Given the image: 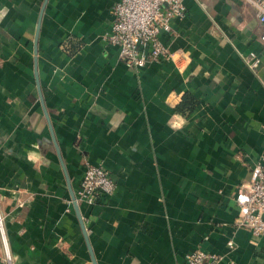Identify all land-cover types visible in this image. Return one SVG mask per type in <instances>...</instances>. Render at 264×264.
<instances>
[{"label":"crops","instance_id":"crops-1","mask_svg":"<svg viewBox=\"0 0 264 264\" xmlns=\"http://www.w3.org/2000/svg\"><path fill=\"white\" fill-rule=\"evenodd\" d=\"M116 1L0 0V211L12 264H180L196 248L220 264H264V233L238 224L236 199L264 166V84L246 61L256 51L264 72L256 8L184 0L186 15L161 33L170 57L138 68L105 39ZM87 160L117 183L80 202L88 240L71 193Z\"/></svg>","mask_w":264,"mask_h":264},{"label":"built area","instance_id":"built-area-1","mask_svg":"<svg viewBox=\"0 0 264 264\" xmlns=\"http://www.w3.org/2000/svg\"><path fill=\"white\" fill-rule=\"evenodd\" d=\"M257 10L263 25L261 39L264 41V0H247ZM184 0H117L113 5L114 19L111 31L105 39L119 47V56L127 66L144 67L150 61H162L171 55L168 46L161 39L163 31L171 29V22L186 15ZM248 66L256 72L264 84L262 59L256 51L246 56ZM116 181L111 171L102 163L86 161L76 199L93 203L101 194H113ZM240 213L238 224L249 228L255 234L264 233V166L257 163L253 168L252 180L241 187L237 196ZM0 237L5 246L7 259L12 264L4 229V217L0 211ZM230 246L233 241L229 240ZM219 253L196 248L188 252L180 264H220Z\"/></svg>","mask_w":264,"mask_h":264},{"label":"water","instance_id":"water-1","mask_svg":"<svg viewBox=\"0 0 264 264\" xmlns=\"http://www.w3.org/2000/svg\"><path fill=\"white\" fill-rule=\"evenodd\" d=\"M36 41H37V40H36ZM35 49H36L35 51H36V53H37V44H36V46H35ZM36 58H37V56H36ZM36 80H37V85H38L39 91H40V93H41V85H40V80H39V78H38V75H36ZM41 100H42V103H43V106H44V111H45L46 115H48V110H47L46 106L44 105V101H43V96H42V94H41ZM55 144H56V147H57V151H58V153L60 154V149H59V146H58L56 140H55ZM64 167H65V166H64ZM68 180H69V178H68ZM70 188H71V184H70ZM71 193H72V198H73V202H74V205H75L76 211H77V213H78V216H79V218H80L81 224H82L83 229H84V232H85V234H86V238H87V240H88V236H87V228H86V226H85V223H84V220H83V216H82V214H81V210H80L79 203H78V201H77V199H76V194H75V192H74L73 190H71ZM89 245H90V243H89ZM90 249H91V251H92L91 246H90ZM92 255H93V251H92ZM93 262H94V264H97L94 255H93Z\"/></svg>","mask_w":264,"mask_h":264},{"label":"trees","instance_id":"trees-1","mask_svg":"<svg viewBox=\"0 0 264 264\" xmlns=\"http://www.w3.org/2000/svg\"><path fill=\"white\" fill-rule=\"evenodd\" d=\"M189 100H190L189 98L188 99L186 98V101H189ZM182 105H183V103L181 105H179V107H181Z\"/></svg>","mask_w":264,"mask_h":264}]
</instances>
